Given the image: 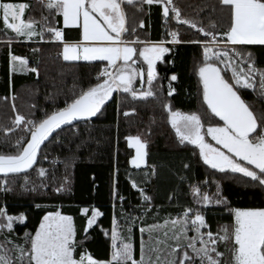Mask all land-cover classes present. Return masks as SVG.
Instances as JSON below:
<instances>
[{"label":"trees","instance_id":"1","mask_svg":"<svg viewBox=\"0 0 264 264\" xmlns=\"http://www.w3.org/2000/svg\"><path fill=\"white\" fill-rule=\"evenodd\" d=\"M5 1L27 4L26 20L42 21L47 17L44 23L61 26V16L55 14V10L49 13L39 0ZM173 5L182 18L192 21L198 28L217 34L228 30L230 13L219 0H173ZM123 9L128 29L123 39L156 41L167 38L168 31H176L181 43L168 45L170 51L157 63L158 75L152 85L154 97L134 100L128 93L114 92L94 118L56 130L42 145L32 169L7 177L0 174V208L9 215L26 217L24 223L14 225L11 233H5L16 244L27 247L25 233L34 234L47 213L60 211L73 217L77 257L86 251L96 260L109 259V236L115 218L119 220L122 234L131 236L133 256L139 259L141 244L149 239L147 232H140L141 227L182 218L185 210L192 209L202 214L209 226L202 231L216 233L234 223L230 209L264 208V186L242 174L220 172L205 165L199 150L186 142L181 143L169 123L165 105L174 111L198 114L204 130L207 126L223 125L204 104L203 85L198 75L204 63V50L194 41L210 38L195 28L177 23L171 12L164 23L166 30H163L160 4L138 2L135 6L124 4ZM213 24L215 28L211 27ZM3 27L0 21V29ZM36 28L39 31L40 24ZM62 29L65 39L80 38L79 28ZM9 40L11 43L7 42ZM61 47L47 32L43 40L38 37L33 42H24L10 30L0 31V154H16L17 141L26 142L29 138L24 124L16 126L13 123L17 114L39 122L65 107L74 94L97 83L96 77L105 62L65 61ZM235 47L250 53L255 67L264 71V45ZM11 55L27 59L26 68L36 71H27L17 61V70L13 72ZM172 75H176L175 81L170 80ZM135 86H139L138 80ZM170 86L174 89L171 96L168 95ZM238 91L258 122L264 123V96L247 89ZM125 112L130 114L125 116ZM11 129L14 130L9 131ZM134 135L146 145V167L152 170V175L141 189L150 201L143 199L128 178L133 150L127 145L126 137ZM205 139L213 144L207 135ZM55 159L60 163H53ZM39 168L46 170L44 177L39 176ZM4 181L6 184L2 183ZM194 186L214 200L226 203L207 206L196 203L192 194ZM59 188L63 191H56ZM83 207L89 210L95 207L102 213L87 232L86 217L81 214ZM193 235L194 232H188V236ZM4 238L0 236V240ZM229 246L226 243L217 246L224 252L222 264H228L231 259Z\"/></svg>","mask_w":264,"mask_h":264},{"label":"snow or ice","instance_id":"2","mask_svg":"<svg viewBox=\"0 0 264 264\" xmlns=\"http://www.w3.org/2000/svg\"><path fill=\"white\" fill-rule=\"evenodd\" d=\"M49 13L62 16L63 28L81 29V39L69 43L64 39V31L49 23L33 18L24 19L25 3H12L0 0V21L3 29L10 30L17 37L31 40L35 36L44 39V33H50L55 41L63 44L65 61H106L107 64L97 75V83L82 90L78 95L66 101L65 107L57 109L39 121L26 120L17 114L13 123L24 124V131L29 139L17 141L14 155L0 154V174L25 173L36 164L41 145L63 125H70L76 120H87L101 112L102 107L117 91L128 93L132 99H147L155 96L152 85L157 79L156 64L170 51L166 43L178 44L181 41L176 31H171L170 40L158 43L141 41L138 38L130 41L123 39L128 31L125 27L124 4L135 6L136 3L163 6V16L173 18L179 24L195 28L206 41H194L203 44L204 63L198 69L203 85V102L210 113L223 121V126H208L206 134L201 117L196 113L185 114L174 111L165 105L169 123L181 143L193 145L199 150L203 163L220 172L230 171L242 174L252 181L264 186V123L258 122L250 106L239 94V89L258 92L264 96V71L255 67L250 53H244L235 46L264 45V0H219L230 13V25L223 33L209 32L198 28L192 21L181 17L180 11L173 5V0H39ZM171 6V7H170ZM40 24L39 31L36 25ZM143 27V24L140 25ZM215 28L216 25H211ZM11 43V41H7ZM136 44H143L140 49ZM135 58V59H134ZM12 71L15 72L16 62L28 65L27 59L11 55ZM147 68L138 67L141 64ZM247 65V67H245ZM35 72V68H26ZM230 73V76L225 74ZM146 76V79H145ZM258 77V79H257ZM103 78V79H102ZM137 78L140 80L136 85ZM176 75L170 77L171 81ZM174 89L169 87L168 95ZM14 107V106H13ZM130 113L125 112L128 116ZM11 129L9 131H12ZM205 135L211 137L216 145L207 142ZM129 147L136 149V156L131 163L140 167L146 153L139 137H128ZM222 149H226V152ZM230 154V155H229ZM243 161L244 163H240ZM248 165L252 167L249 168ZM41 177L46 175L44 168L38 169ZM6 184V181L2 182ZM132 187L143 195L145 201L150 198L143 189L133 182ZM3 190H8L4 188ZM56 191H63L59 188ZM196 203L207 206L210 203H226L213 199L202 193L199 187L192 188ZM83 208L86 217V229L91 228L102 215L99 210ZM234 223L231 227H223L219 232H204L207 225L205 218L192 209L184 211L182 218L166 220L162 225L140 228L141 233L147 232L149 239L141 244L139 259L133 256L131 236H124L119 220H113L110 233L111 256L107 262H98L86 251L76 258L77 248L73 217L60 211L46 214L34 234L25 233L23 245L16 244L5 233H11L14 225L24 223L26 217L9 215L0 208V264H222L224 252L218 250V244H229L231 259L228 264H264V209H230ZM131 229L129 228V232ZM195 235L188 236V232ZM160 233L153 236V233ZM107 235V233H106ZM173 241V243H169ZM183 241V243H181ZM11 245V247H9ZM163 245V247H161ZM12 253L16 255L13 256ZM179 253V255H177ZM191 253V254H190ZM175 257V258H173Z\"/></svg>","mask_w":264,"mask_h":264},{"label":"crops","instance_id":"3","mask_svg":"<svg viewBox=\"0 0 264 264\" xmlns=\"http://www.w3.org/2000/svg\"><path fill=\"white\" fill-rule=\"evenodd\" d=\"M5 2H10V1H5ZM12 3H24V2H12ZM122 7H123V5H122ZM161 14H163V6L161 5ZM162 22H163V26H162V29L163 30H166V25H164V23L166 22V19H165V17L162 19ZM125 24H126V20H125ZM58 28H63V19H62V16H61V26H58ZM80 30V38L79 39H65V41H67V42H69V43H75V42H77V41H79L80 39H81V29H79ZM169 32H171V31H168L167 33H169ZM226 32V31H225ZM39 36H35V37H33L31 40H28V39H26V38H24V37H19V38H21L24 42H33V41H35L37 38H38ZM161 40H169V36L167 37V38H165V39H161ZM161 40H142V41H145V42H150V43H158V42H160ZM52 41L53 42H57V43H60L61 44V56H62V58H63V55H62V53H63V44L61 43V42H59V41H55L54 39H53V37H52ZM126 41H130V40H126ZM168 45H174V44H172V43H166L164 46L165 47H167L168 48ZM200 45V44H199ZM144 45L143 44H136L135 45V47L137 48V49H140V48H142ZM201 46V45H200ZM135 59V58H134ZM105 62V65L107 64V62L106 61H104ZM159 62V61H158ZM157 62V63H158ZM157 65V64H156ZM138 67H143V68H147V65L146 64H143L142 62H141V64H139V65H137ZM156 71H157V69H156ZM145 79H146V76H145ZM137 80L139 81V84H140V80H139V78H137ZM168 91H169V88H168ZM117 93H119V91H117ZM182 113V112H181ZM186 114H190V113H186ZM211 126H223V125H211ZM208 127V126H207ZM207 127L205 128V130H204V132H205V134H206V129H207ZM129 136H127L126 137V141H127V138H128ZM208 138H210L211 139V137H209V136H207ZM211 141L213 142V144L212 145H214V146H216V147H220L219 145H216L215 144V141H213L212 139H211ZM143 142V141H142ZM144 143V142H143ZM145 144V143H144ZM128 145V144H127ZM223 151H225L226 152V149H222ZM145 153H146V147H145ZM227 153V152H226ZM230 155V154H229ZM132 157V156H131ZM130 157V158H131ZM241 162H243V161H241ZM129 166L131 167V169L132 170H130L129 172H128V178H129V181L131 182V184L133 183V182H135L138 186H139V188L141 189V186L142 185H144L146 182H148L149 180H150V177H151V175H152V170H149L147 167H146V155H145V163L144 164H141L140 165V167H134L133 165H132V163H130V159H129ZM84 208V207H83ZM82 208V209H83ZM92 209H96L95 207H91V210ZM264 209V208H263ZM91 210H90V213H89V215L91 214ZM97 210V209H96ZM56 212V211H55ZM50 213H52V212H50ZM48 214V213H47ZM63 214V213H62ZM64 215H66V214H64ZM69 216V215H68ZM234 218V217H233ZM111 251H112V249H111V240H110V252H109V259H110V256H111ZM76 253V252H75ZM75 253H74V255H75ZM76 256V255H75ZM76 258H79V257H77L76 256ZM108 259V260H109ZM107 260V261H108ZM98 262H107L106 260H97Z\"/></svg>","mask_w":264,"mask_h":264},{"label":"rangeland","instance_id":"4","mask_svg":"<svg viewBox=\"0 0 264 264\" xmlns=\"http://www.w3.org/2000/svg\"><path fill=\"white\" fill-rule=\"evenodd\" d=\"M198 44H200L201 45V48L204 50V48H203V44H201V43H198ZM103 70V69H102ZM228 75L230 76V73H228ZM103 79V78H102ZM186 114V113H185ZM129 137H138V136H129ZM141 140V139H140ZM207 141V140H206ZM141 142H142V140H141ZM208 142V141H207ZM143 143V142H142ZM210 143V142H209ZM127 144H128V140H127ZM144 144V143H143ZM129 146V145H128ZM214 146V145H213ZM214 147H216V146H214ZM132 148V150H133V154H132V157L130 158V163H131V161H132V159L133 158H135V156H136V149L134 148V147H131ZM141 151L143 152V153H145V148H143V149H141ZM227 154V153H226ZM145 163V156H144V159H143V162L141 163V164H144ZM241 163V162H240ZM244 163V162H243ZM140 164V165H141ZM236 209H241V208H236ZM242 210H244V209H242ZM234 219V218H233ZM104 262V261H103Z\"/></svg>","mask_w":264,"mask_h":264},{"label":"water","instance_id":"5","mask_svg":"<svg viewBox=\"0 0 264 264\" xmlns=\"http://www.w3.org/2000/svg\"><path fill=\"white\" fill-rule=\"evenodd\" d=\"M92 118H94V117H92ZM92 118H90V119H92ZM90 119H87V120H90ZM77 121H83V120H76V121H73V123H74V122H77ZM222 122H223V121H222ZM64 126H67V125H63L62 127H64ZM53 133H54V132H53ZM53 133H52V134H53ZM51 136H52V135H51ZM51 136H50V137H51ZM50 137H49V138H50ZM29 138H30V137H29ZM29 138H28V139H29ZM48 140H49V139H48ZM46 141H47V140H46ZM46 141H45V142H46ZM45 142H44V143H45ZM41 147H42V145H41Z\"/></svg>","mask_w":264,"mask_h":264},{"label":"built area","instance_id":"6","mask_svg":"<svg viewBox=\"0 0 264 264\" xmlns=\"http://www.w3.org/2000/svg\"><path fill=\"white\" fill-rule=\"evenodd\" d=\"M178 38H179V37H178ZM170 39H171V37L169 36V40H170ZM29 120L33 121L32 119H29ZM53 163H55V164L57 163V164H58V163H60V161L57 160V159H55V160L53 161Z\"/></svg>","mask_w":264,"mask_h":264}]
</instances>
